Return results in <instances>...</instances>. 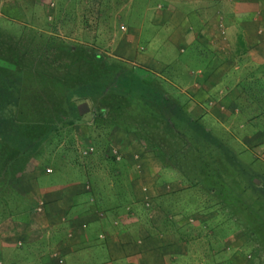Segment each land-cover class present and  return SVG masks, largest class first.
Instances as JSON below:
<instances>
[{
  "label": "crops",
  "instance_id": "crops-1",
  "mask_svg": "<svg viewBox=\"0 0 264 264\" xmlns=\"http://www.w3.org/2000/svg\"><path fill=\"white\" fill-rule=\"evenodd\" d=\"M136 1L95 0L86 12L102 20L125 14L131 21ZM120 3L127 5L125 12ZM143 4L144 22L129 25L134 38L115 50L131 56L133 73L143 74L162 104L175 95L183 118L209 116L223 129L242 133L256 150L251 159L264 163V0ZM10 5L0 0L11 14ZM151 95L145 105L153 109ZM149 138L125 129L112 134L108 150L121 158L114 159L117 169L101 164L104 172L96 173L94 186L43 165L36 155L24 162L0 140V264H192L194 255L183 251L172 228L180 227L174 211L190 200L186 176L166 166L159 144Z\"/></svg>",
  "mask_w": 264,
  "mask_h": 264
},
{
  "label": "rangeland",
  "instance_id": "rangeland-1",
  "mask_svg": "<svg viewBox=\"0 0 264 264\" xmlns=\"http://www.w3.org/2000/svg\"><path fill=\"white\" fill-rule=\"evenodd\" d=\"M93 1L7 0L11 14L0 8V139L33 147L43 165L94 186L96 173L104 172L101 164L117 169L115 160L121 158L114 160L108 150L112 134L146 132L159 144L166 166L186 176L189 204L174 211L180 227L172 228L183 251L194 255L192 264H264V163L251 159L256 150L242 133L223 129L209 116L181 121L167 102L156 99L153 109L161 111L156 112L145 100H129L128 95H150V90L145 92L143 74H136L139 94L127 88L131 56L116 51L115 44L132 35L129 25L144 22L145 0L136 1L131 21L125 14L96 18L86 12ZM118 7L125 12L127 5ZM143 40L136 37L138 48ZM174 99L169 101L177 114ZM82 101L89 110L76 118Z\"/></svg>",
  "mask_w": 264,
  "mask_h": 264
},
{
  "label": "trees",
  "instance_id": "trees-1",
  "mask_svg": "<svg viewBox=\"0 0 264 264\" xmlns=\"http://www.w3.org/2000/svg\"><path fill=\"white\" fill-rule=\"evenodd\" d=\"M53 13V12H52ZM133 74V75H132ZM130 73V78L128 79V80H126L127 82H128V84H127V88L128 89H130V90H134L135 92L134 93H138V91H137V88L138 87H141L142 86V83L140 82V80L137 78V75L135 74L134 75V73ZM133 76L135 77V78H133ZM138 77H140V76H138ZM143 88V87H142ZM144 88H145V92H147V90L149 89V88H147V86L146 85H144ZM7 90H9V86L8 85H5L4 86V88H3V91L5 92V91H7ZM130 90H128V91H130ZM150 90V89H149ZM149 93H150V95H151V91H149ZM129 94H131V93H129ZM130 98H131V101H135L136 102V100H133V97L135 96V97H139V99H142V100H145V96L146 95H140V96H138V95H128ZM163 98V97H162ZM158 100V99H157ZM155 101H156V98H155ZM164 101V103L165 102H167V104H170L171 105V108L172 109H174L173 108V102H170L169 100H163ZM159 106H162V105H160L159 104ZM164 107H165V105H164ZM162 108V107H161ZM171 108H169L170 109V114L172 115V116H174V117H176V118H178L179 120H181V121H183V120H185L186 119V117H182L181 115H179V110H176L177 109V107L175 108V110H174V112H177V114H174L172 111H171ZM155 111L156 112H161V111H157L156 109H155ZM74 115H75V117L76 118H79L80 116H79V114H78V110H77V106H76V110H75V113H74ZM157 117V116H156ZM183 118V119H182ZM194 123H198V122H194ZM198 126H200V125H198ZM205 130V129H204ZM203 130V131H204ZM202 131V132H203ZM207 132H209L208 130H207ZM4 137V134H3V131L1 132L0 131V138H3ZM1 141H4V140H2V139H0ZM7 143V146H6V149L7 150H13V151H16L18 154H20L21 155V157H22V159L24 160V162H27L28 161V159L30 158V157H34L36 154H34L33 152H32V150H33V147L31 148L30 146H24V144H22V143H20V142H17L16 140L14 141V142H12V141H7L6 142ZM37 156V155H36ZM38 157V156H37ZM252 182L255 184L256 182L255 181H253L252 180ZM255 204V202H252V206Z\"/></svg>",
  "mask_w": 264,
  "mask_h": 264
},
{
  "label": "water",
  "instance_id": "water-1",
  "mask_svg": "<svg viewBox=\"0 0 264 264\" xmlns=\"http://www.w3.org/2000/svg\"><path fill=\"white\" fill-rule=\"evenodd\" d=\"M77 110L79 114L85 113L89 110V107L87 105L86 101H82L81 103L77 104ZM256 182H258V179H255Z\"/></svg>",
  "mask_w": 264,
  "mask_h": 264
}]
</instances>
